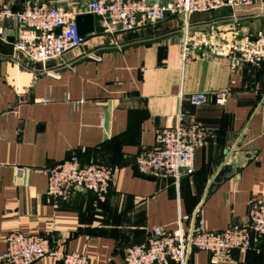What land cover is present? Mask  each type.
I'll return each mask as SVG.
<instances>
[{"label":"crops","instance_id":"obj_1","mask_svg":"<svg viewBox=\"0 0 264 264\" xmlns=\"http://www.w3.org/2000/svg\"><path fill=\"white\" fill-rule=\"evenodd\" d=\"M20 10L27 1L88 14L91 0H1ZM165 4L171 0H145ZM104 26V24L102 23ZM0 43V254L14 232L46 237L51 245L121 264L127 247L158 227L188 229L202 212V228L221 231L247 221L249 204L264 201V60L219 56L227 47L264 35V0L189 16L169 15L131 31L90 34L83 44L43 65L14 55L16 26ZM185 29V34L183 33ZM229 90L224 105L188 102L194 93ZM187 122L209 137L194 151V172L172 179L139 174L137 156L154 145L155 131ZM71 154L82 164L114 170L100 201L75 190L68 202L45 195V169ZM232 262L264 264V237L234 251ZM0 264H3L0 262ZM34 264H61L44 258ZM175 264V263H170ZM188 264H210L193 251Z\"/></svg>","mask_w":264,"mask_h":264},{"label":"built area","instance_id":"obj_2","mask_svg":"<svg viewBox=\"0 0 264 264\" xmlns=\"http://www.w3.org/2000/svg\"><path fill=\"white\" fill-rule=\"evenodd\" d=\"M256 1L262 0H171L165 4H148L145 0H91L88 10L103 18L106 31H131L148 21H162L169 15L189 16L224 7L233 9ZM75 17L74 12L47 3L27 1L22 9L13 10L0 0V43L6 36L5 24L13 22L16 26L12 44L14 55L43 65L60 59L67 51L83 44V39L77 34ZM212 52L254 64L264 60V35L259 33L256 39L243 38L225 48L212 46ZM228 94L229 90L224 89L211 95L190 94L187 99L193 107L209 101L224 105ZM209 135L206 128L187 122V114L180 108L176 124L157 129L154 145L137 156L136 170L145 177L172 179L179 186L184 176L193 174L194 151L206 142ZM45 175V195L48 198L68 202L75 190H82L92 192L98 202L109 192L114 170L102 164H82L76 154H71L64 161L46 168ZM195 217L187 230L180 219L174 230L152 229L144 243L125 249L121 264H188L193 251L208 253L210 264L232 262L234 251L249 250L257 237H264V201L253 200L249 204L244 224H234L221 231L202 228L201 210H197ZM44 258L61 264H90L84 254L66 252L57 244L51 245L46 237L21 232L7 236L5 249L0 254L3 264H34Z\"/></svg>","mask_w":264,"mask_h":264},{"label":"water","instance_id":"obj_3","mask_svg":"<svg viewBox=\"0 0 264 264\" xmlns=\"http://www.w3.org/2000/svg\"><path fill=\"white\" fill-rule=\"evenodd\" d=\"M77 34L83 40L90 34H100L106 31V27L102 25L103 18L95 14H78L74 19ZM57 32H60L58 29ZM145 177V176H144Z\"/></svg>","mask_w":264,"mask_h":264},{"label":"trees","instance_id":"obj_4","mask_svg":"<svg viewBox=\"0 0 264 264\" xmlns=\"http://www.w3.org/2000/svg\"><path fill=\"white\" fill-rule=\"evenodd\" d=\"M191 176V175H190ZM189 177V176H188ZM171 263H173V262H171Z\"/></svg>","mask_w":264,"mask_h":264}]
</instances>
